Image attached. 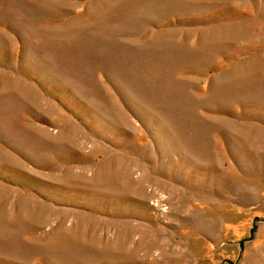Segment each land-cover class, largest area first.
Instances as JSON below:
<instances>
[{
    "label": "rangeland",
    "instance_id": "rangeland-1",
    "mask_svg": "<svg viewBox=\"0 0 264 264\" xmlns=\"http://www.w3.org/2000/svg\"><path fill=\"white\" fill-rule=\"evenodd\" d=\"M0 264H264V0H0Z\"/></svg>",
    "mask_w": 264,
    "mask_h": 264
}]
</instances>
